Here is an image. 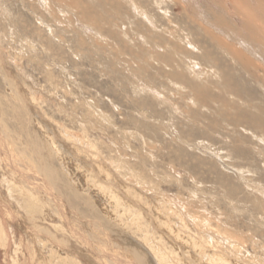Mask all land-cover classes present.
<instances>
[{"label": "rangeland", "instance_id": "rangeland-1", "mask_svg": "<svg viewBox=\"0 0 264 264\" xmlns=\"http://www.w3.org/2000/svg\"><path fill=\"white\" fill-rule=\"evenodd\" d=\"M152 1L0 0V264H264V86L215 39L264 54L240 0Z\"/></svg>", "mask_w": 264, "mask_h": 264}, {"label": "bare ground", "instance_id": "bare-ground-1", "mask_svg": "<svg viewBox=\"0 0 264 264\" xmlns=\"http://www.w3.org/2000/svg\"><path fill=\"white\" fill-rule=\"evenodd\" d=\"M106 1V0H105ZM111 1V0H110ZM120 1V0H119ZM158 1V3H159V1L160 0H156V1H152V2H157ZM168 1V0H167ZM175 1V0H174ZM173 1V2H174ZM180 1V0H179ZM178 1V2H179ZM187 1V0H186ZM186 1H184V2H186ZM241 2H240V6H238L237 8V10L239 11V12H237V15H238V18H241V20H240V22H237L238 24L239 23H241V25H242V29L240 28V29H237L238 27L236 26V28L234 27V26H232V25H230L228 22H230V21H232V20H228V22H225L224 20H223V18L222 17H220V16H215V15H213V14H210L211 15V21H214L217 25H220V27L222 26L223 27V29H222V31H223V33L225 32L226 34H229L231 37H233L234 39H242L243 40V42H242V44L244 45L245 43V45L244 46H241V48L243 49V47H247V48H249L251 51H250V54H251V52H252V50L254 51V50H256L255 52H259V53H261L262 55L264 54V0H252V2L250 1V3L248 2V0H240ZM79 2V1H78ZM80 2H81V0H80ZM84 2V1H83ZM115 2V1H114ZM118 2V1H117ZM133 2V1H132ZM132 2H130V3H132ZM142 2V1H141ZM151 2V3H152ZM171 2V1H170ZM170 2H168V3H170ZM176 2V1H175ZM183 1L181 2V3H184ZM226 2V1H225ZM24 3V2H23ZM107 3V2H106ZM162 3V5H163V3H164V0H163V2H161ZM228 3H230V2H228ZM119 4V3H118ZM166 4V3H165ZM224 4H226V3H224ZM83 5H86V4H83ZM132 5V4H131ZM130 5V6H131ZM161 5V4H160ZM42 6H43V4H42ZM47 6V5H46ZM124 6H125V4H124ZM153 6V5H152ZM155 6V5H154ZM183 6V5H182ZM216 6V5H215ZM44 7V6H43ZM136 7V6H135ZM156 7H158V6H156ZM210 7V6H209ZM226 7V6H225ZM234 7V6H233ZM30 8V7H29ZM82 8V7H81ZM117 8H119V7H117ZM235 8V7H234ZM143 9V8H142ZM152 9V8H151ZM33 10V9H32ZM31 10V11H32ZM86 10V9H85ZM141 10V9H140ZM233 10V9H232ZM161 10H159V12H160ZM164 11H166V10H164ZM169 11V10H168ZM185 11V10H184ZM209 11V10H208ZM213 11V10H212ZM236 11V10H235ZM79 12V11H78ZM117 12V11H116ZM142 12H144L143 10L141 11V13ZM207 12V11H206ZM56 13V12H55ZM64 13V12H63ZM76 13V12H75ZM79 13H81V12H79ZM164 13V12H163ZM236 13V12H235ZM242 13V14H241ZM72 14V13H71ZM140 14V13H139ZM143 14V13H142ZM164 14H167V12H165ZM204 14V16H205V12L203 13ZM53 15V14H52ZM62 15H64V14H62ZM135 15H137V14H135ZM141 15V14H140ZM169 15V14H168ZM188 15V14H187ZM55 16V15H54ZM163 16V15H162ZM165 16V15H164ZM186 16V15H185ZM230 16H231V14H230ZM58 17V16H57ZM140 17V16H139ZM166 17V16H165ZM170 17V16H169ZM168 17V18H169ZM206 17H209V16H206ZM41 18H42V16H41ZM54 18V17H53ZM163 19V18H162ZM167 19V18H166ZM235 20V23H236V18H234ZM148 20H150V17H149V19ZM81 21V20H80ZM193 22H195L194 20H192ZM48 22V21H47ZM152 22H154L153 20H152ZM152 22H151V26L153 25L152 24ZM197 22V21H196ZM155 23V22H154ZM214 23V24H215ZM230 23H232V22H230ZM39 24V23H38ZM202 24V23H201ZM208 24V23H207ZM212 24V23H211ZM85 25V24H84ZM168 25H169V23H168ZM196 25H197V23H196ZM209 25V24H208ZM213 25V24H212ZM211 25V26H212ZM207 26V25H206ZM153 27V26H152ZM198 27H200V25L198 26ZM215 27H216V25H215ZM200 28H202V27H200ZM209 28V27H208ZM204 29V28H203ZM202 29V30H203ZM211 29H213V27L211 28ZM215 29V28H214ZM56 30V29H55ZM59 30V29H58ZM207 29H204L203 31L204 32H206V33H209L210 31H206ZM61 31V30H60ZM217 32H218V30H216ZM220 31V30H219ZM67 32V31H66ZM65 32V33H66ZM221 32V31H220ZM219 32V34H221ZM41 34V33H40ZM79 34V33H78ZM225 34V35H226ZM184 35H185V33H184ZM216 35H218V34H216ZM163 36V35H162ZM205 36H206V34H205ZM208 36H210V34L208 35ZM213 36H214V34H213ZM148 37V36H147ZM161 37V36H160ZM188 37H190L189 36V34H188ZM203 37H204V35H203ZM212 37V36H211ZM216 37V36H215ZM227 37H228V35H226V40H227ZM209 38V37H208ZM217 38V37H216ZM230 38V37H229ZM160 39V38H159ZM190 38H188V40H189ZM193 39V38H192ZM206 39H207V37H206ZM224 39H225V37H224ZM237 39V40H238ZM61 40V39H60ZM147 40V39H146ZM212 40V39H211ZM215 40H217L218 42H216ZM214 41L216 42V44L217 43H219V45H218V47H220L221 45L220 44H222V48L223 47H225L224 48V50L225 51H227L228 52V54L229 55H231V57H233V58H235V62H237V64L239 63V64H241L242 65V68L241 69H244V71L246 72V73H244V74H247V76L246 75H243V76H245V77H248V79H250L251 81H253L256 85L258 84V83H260L261 84V87H262V84H263V86H264V65L263 64H260V62L261 61H264V59L263 60H261L259 63H257L258 61H254V58L252 59V57H249V56H247L245 53H243L244 52V50H243V52H242V50H238L237 48H236V46H238V45H234L235 47H231V46H229L228 45V41H226L227 42V44H225L224 45V43L219 39V38H217V39H215ZM229 41L231 40V38L230 39H228ZM239 40H238V42H237V44L238 43H240L239 42ZM79 41V40H78ZM173 41V40H172ZM204 41V40H203ZM27 42V41H26ZM190 42V44L192 43V41H189ZM197 42V41H196ZM207 42V41H206ZM209 42H211V41H209ZM213 42V41H212ZM231 42V41H230ZM193 43H195V41L193 42ZM192 43V44H193ZM202 43V42H201ZM200 43V44H201ZM233 43V42H232ZM195 44H197V43H195ZM194 44V45H195ZM205 44V43H204ZM62 45V44H61ZM185 45H187V44H185ZM211 45V44H210ZM224 45V46H223ZM228 45V46H227ZM200 46V45H199ZM164 47L166 48V46L164 45ZM193 47V46H192ZM196 47H198V46H196ZM204 47V46H203ZM202 47V48H203ZM221 47H220V49H221ZM239 47V46H238ZM209 48H211V47H209L208 46V49ZM190 49V48H189ZM188 49V50H189ZM196 48L194 47V50H195ZM206 48H204V50H205ZM214 49V48H213ZM210 50V49H209ZM221 50H223V49H221ZM199 51V50H198ZM202 50H200V52H201ZM189 52H193V51H189ZM218 52V51H217ZM219 52L221 53V51L219 50ZM224 52V51H223ZM257 52V53H258ZM203 53V55L204 54H206L204 51L202 52ZM208 53V52H207ZM211 53L213 54L214 52L213 51H211ZM253 53V52H252ZM257 53H253V54H257ZM195 54V53H194ZM209 54V53H208ZM223 54V53H222ZM224 54H226V53H224ZM260 54V55H261ZM156 55V54H155ZM202 55V56H203ZM252 55V54H251ZM259 55V54H258ZM198 56V55H197ZM206 56V55H205ZM222 56V55H221ZM157 57H158V55H157ZM231 57H228V58H231ZM259 58V57H258ZM258 58H256V59H258ZM227 59V58H226ZM219 60V59H218ZM224 60V59H223ZM233 61V60H232ZM231 61V62H232ZM214 62V61H213ZM212 62V65L214 64L215 65V68H216V64L215 63H213ZM219 63H221L220 61H219ZM234 63V62H233ZM138 64V63H137ZM229 64V63H228ZM232 64V63H231ZM234 64H236V63H234ZM233 64V65H234ZM139 65V64H138ZM171 65V64H170ZM213 65V66H214ZM221 65V64H220ZM233 65H231V66H233ZM223 66H224V64H223ZM227 66V65H226ZM230 66V65H229ZM230 66V67H231ZM73 67V66H72ZM172 67V66H171ZM221 67H222V65H221ZM225 67V66H224ZM237 67V66H236ZM239 67V66H238ZM241 67V66H240ZM213 68V67H212ZM226 68H228V67H226ZM225 68V69H226ZM233 68H234V66H233ZM251 68V69H250ZM172 69H173V67H172ZM204 69V68H203ZM214 69V68H213ZM219 69H220V66H219ZM237 69V68H236ZM175 70V69H174ZM173 70V71H174ZM177 70V69H176ZM206 70V69H205ZM238 70H240L239 68H238ZM253 70V71H252ZM139 71V70H138ZM224 72H225V70H224ZM235 72V71H234ZM237 72V71H236ZM241 72H243V71H241ZM137 73V72H136ZM174 73H175V71H174ZM177 73V72H176ZM185 73V72H184ZM212 73H216V72H212ZM222 73V72H221ZM220 73V74H221ZM226 74H227V72H225ZM224 73V74H225ZM181 74V73H180ZM217 74H218V72H217ZM225 74V75H226ZM169 75V74H168ZM179 75V74H178ZM177 75V76H178ZM187 75V74H186ZM224 75V76H225ZM238 76V74H235V76ZM223 76V75H222ZM240 76H242V75H240ZM214 77V76H213ZM227 78V77H226ZM151 79V78H150ZM237 79H238V77H237ZM247 79V78H246ZM140 80V79H139ZM202 80V79H201ZM233 80H234V78H233ZM241 80L242 81H244L242 78H241ZM241 80H238V81H240L241 82ZM250 80H249V82H250ZM248 81V80H247ZM220 82V81H219ZM227 82V81H226ZM229 82V81H228ZM246 83L247 82H245V86H246ZM220 84V83H219ZM230 84V83H229ZM232 84V83H231ZM237 84H239V83H237ZM242 84V83H241ZM250 84V83H249ZM191 85V84H190ZM195 85V84H194ZM242 85H244V84H242ZM251 86H252V83L250 84ZM249 85V87L251 88H248V87H246V89H250L249 91L250 92H248V90H246V89H243V90H245V92H248V93H253L255 90H254V85L252 86L253 87V90H252V87ZM255 85V86H256ZM151 86V85H150ZM185 86V85H184ZM218 86V85H217ZM248 86V85H247ZM259 86V85H258ZM257 86V87H258ZM147 87V86H146ZM177 87V86H176ZM241 87V86H240ZM244 87V86H243ZM260 86H259V88H257V91H258V89H260L261 88ZM151 88V87H150ZM196 88H200V87H197L196 86ZM222 88V87H221ZM194 89V88H193ZM192 89V90H193ZM204 90V89H203ZM222 90V89H221ZM229 90V89H228ZM241 90V89H240ZM263 90V89H262ZM256 91V92H257ZM261 91V90H260ZM157 92V91H156ZM263 92H264V90H263ZM262 92V93H263ZM216 93V92H215ZM230 93H232V92H230ZM241 93H242V91H241ZM255 93V92H254ZM262 93H261V95H262ZM247 94V93H246ZM256 94V93H255ZM257 94H259V93H257ZM221 95V94H220ZM223 95H225L224 93H223ZM251 95V94H250ZM195 96V95H194ZM222 96V95H221ZM242 96H244L243 94H242ZM247 96V95H246ZM248 96H249V94H248ZM247 96V97H248ZM201 97V96H200ZM247 97H246V99H247ZM250 97V96H249ZM258 97H264V95L263 96H258ZM258 97L256 96L255 98H257V100H259L258 99ZM215 98V97H214ZM219 98V97H218ZM224 98H226L225 96H224ZM231 98H233V97H231ZM245 97H243V99H244ZM254 96L251 98L250 97V99H253V100H251V101H253L254 102ZM230 99V98H229ZM249 99V98H248ZM261 99V98H260ZM152 100V99H151ZM199 100H201V99H199ZM238 100V99H237ZM240 100V99H239ZM242 100V99H241ZM240 100V101H241ZM256 99H255V101H257ZM263 100H264V98H263ZM153 101H155V100H153ZM227 101V100H226ZM247 101V100H246ZM250 101V100H249ZM261 101V100H260ZM202 102V101H201ZM205 102V101H204ZM218 102H219V100H218ZM241 102H243V101H241ZM247 103V102H246ZM255 103V102H254ZM259 103V102H258ZM257 103V104H258ZM214 104V103H213ZM249 105H248V107L250 106V104H251V102L250 103H248ZM253 104V103H252ZM261 104H264V102L262 103V101H261ZM198 105V107H199V104H197ZM254 105V104H253ZM219 106V105H218ZM228 105L226 104V102L225 103H222L221 104V107H227ZM256 106V105H255ZM261 105H259L258 107H260ZM254 107V106H253ZM252 107V108H253ZM187 108V107H186ZM176 109V108H175ZM188 109V108H187ZM220 109V108H219ZM247 109V108H246ZM185 110V109H184ZM222 110V109H221ZM249 110V109H248ZM261 110V109H260ZM186 111V110H185ZM188 111V110H187ZM238 111V110H237ZM240 111V110H239ZM238 111V112H239ZM249 111H251V109L249 110ZM248 111V112H249ZM252 111H255L254 109H252ZM222 112V111H221ZM225 111L223 110V113H224ZM234 113V114H230V113H227V112H225L226 114H227V117H228V119L229 120H236V122L237 121H239V124H240V122H243V123H245V125H246V122H248V120H255L254 118H253V115L251 116V115H249V113H246L247 112V110H246V112H244V111H240L239 113ZM255 112H257V111H255ZM264 112V111H263ZM232 113V112H231ZM252 113H254V112H252ZM196 114V113H195ZM219 114V112L217 113V115ZM197 115V114H196ZM224 115V114H223ZM223 115H222V117H223ZM221 116V115H220ZM261 116V115H260ZM263 117V116H262ZM221 118V117H220ZM219 118V119H220ZM257 118V117H256ZM262 119H264V118H262ZM223 120V119H222ZM261 120V119H260ZM259 120V121H260ZM225 121V120H224ZM226 121H228V120H226ZM216 122V121H215ZM250 122V121H249ZM248 122V123H249ZM254 123V122H253ZM214 124V123H213ZM232 124H233V121H232ZM237 124V123H236ZM238 124V125H239ZM254 124H256V123H254ZM260 124H261V126H263V124L260 122ZM212 125V124H211ZM222 125V124H221ZM230 125V124H229ZM248 125V124H247ZM258 125V124H257ZM214 126H215V124H214ZM223 126V125H222ZM231 126V125H230ZM229 126V127H230ZM233 126V125H232ZM241 126H243L242 124H241ZM212 127V126H211ZM220 127V126H219ZM228 127V128H229ZM250 127L251 126H249V129H250ZM258 127V126H257ZM231 129V128H230ZM239 129H240V127H239ZM216 130H217V128H216ZM252 129H250V131H251ZM229 131V130H228ZM239 131V130H238ZM240 131H241V129H240ZM250 131H248L249 133H247V134H250L251 132ZM257 130H255V132H256ZM243 132H244V129H243ZM66 133V132H65ZM237 133V132H236ZM235 133V134H236ZM239 133V132H238ZM237 133V134H238ZM253 133V132H252ZM261 133V132H260ZM260 133H258L257 135H259ZM233 134V133H232ZM245 134V133H244ZM243 134V135H244ZM241 135V134H240ZM252 135V134H251ZM262 135V134H261ZM246 136V135H245ZM249 136V135H248ZM252 136H254V135H252ZM240 137H242V136H240ZM240 137L238 138V139H240ZM236 138V137H235ZM243 138H244V136H243ZM253 138V137H252ZM255 138L257 139L258 138V136H256L255 135ZM263 138V137H262ZM261 138V139H262ZM246 141H248V140H250L251 138H250V136H249V139L247 140L246 138H244ZM258 139H260V138H258ZM260 139V140H261ZM72 140V139H71ZM245 140H244V142H245ZM253 140V139H252ZM255 140V139H254ZM253 140V141H254ZM262 141H264V139H262ZM261 141V142H262ZM233 142V141H232ZM231 142V143H232ZM234 142H235V140H234ZM236 142H237V140H236ZM240 142V141H239ZM255 142H257L256 140H255ZM238 143V142H237ZM236 143V144H237ZM240 143H243V142H240ZM252 143V142H251ZM51 144V143H50ZM247 144V143H246ZM256 145H257V143H255ZM260 144V143H259ZM258 144V145H259ZM262 144V143H261ZM260 144V145H261ZM239 145V144H238ZM237 145V146H238ZM243 145V148H244V143L242 144ZM259 145V146H260ZM233 146H234V144H233ZM246 146V145H245ZM239 147V146H238ZM237 147V148H238ZM247 147V146H246ZM254 147V146H253ZM253 147H252V149H253ZM264 147V146H263ZM54 148V147H53ZM248 148H250V147H248ZM258 148V147H257ZM262 148V147H261ZM239 150V149H238ZM241 150H242V148H241ZM240 150V151H241ZM251 150V149H250ZM237 151V150H236ZM236 151H234L235 152V154L236 155H238L237 153H236ZM239 151V152H240ZM244 151H245V148H244ZM247 151V150H246ZM259 151V150H258ZM238 152V151H237ZM251 152H252V150H251ZM262 152V151H261ZM57 153H58V151H57ZM248 153H249V151H248ZM247 153V154H248ZM259 153V152H258ZM240 154V153H239ZM246 153L244 154V152H243V154H241V158H243V155H247ZM250 154H252V153H250ZM58 155V154H57ZM249 155V154H248ZM247 155V156H248ZM256 155V154H255ZM261 155V154H260ZM254 156V155H253ZM258 156V155H257ZM240 157V156H239ZM238 157V158H239ZM252 157V156H251ZM255 157V156H254ZM247 158V157H246ZM250 158V157H249ZM249 158H248V160H249ZM259 158V157H258ZM252 159V158H251ZM254 159H256V157L254 158ZM254 159H252V160H254ZM263 159V158H262ZM245 160V159H244ZM247 159H246V161H248ZM252 160H250L251 162H252ZM256 161V160H255ZM243 162V161H242ZM245 162V161H244ZM243 162V163H244ZM257 162H260V161H257ZM256 162V163H257ZM263 162H264V160H263ZM246 163V162H245ZM250 163V162H249ZM253 163V162H252ZM251 163V164H252ZM255 165V164H254ZM258 166V165H257ZM239 174V173H238ZM138 176V175H137ZM136 176V177H137ZM143 182V181H142ZM136 183V182H135ZM140 184V183H139ZM141 186V185H140ZM130 190V189H129ZM135 194V193H134ZM140 198V197H139ZM117 208V207H116ZM164 210V209H163ZM134 213V212H133ZM171 213V212H170ZM168 214V213H167ZM193 217V216H192ZM198 220V219H197ZM203 220V219H202ZM132 221V220H131ZM205 221V220H204ZM126 222V221H125ZM133 222V221H132ZM135 223V222H134ZM137 223V222H136ZM161 223V222H160ZM165 223V222H164ZM202 223V222H201ZM131 224V223H130ZM199 224V223H198ZM202 225V224H201ZM207 225V224H206ZM132 227V226H131ZM137 227V226H136ZM132 230V229H131ZM135 230V229H134ZM175 230V229H174ZM174 232V231H173ZM140 233V232H139ZM144 234H145V232H144ZM201 234V233H200ZM147 235H148V233H147ZM149 236V235H148ZM226 237V236H225ZM144 238V237H143ZM140 240V239H139ZM150 240V239H149ZM153 240V239H152ZM144 241V240H143ZM148 246H149V244H148ZM163 247V246H162ZM157 248V247H156ZM160 248V247H159ZM154 250V249H153ZM155 251V250H154ZM157 252V251H156ZM51 253V252H50ZM162 253H164L163 251H162ZM160 256H162V255H160ZM159 258V257H158ZM157 258V259H158ZM167 258V257H166ZM162 260V259H161ZM161 260H160V262H161ZM166 264V263H165ZM170 264V263H169Z\"/></svg>", "mask_w": 264, "mask_h": 264}]
</instances>
